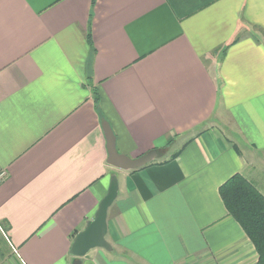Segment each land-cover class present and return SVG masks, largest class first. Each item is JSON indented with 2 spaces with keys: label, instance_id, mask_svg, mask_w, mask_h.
Segmentation results:
<instances>
[{
  "label": "crops",
  "instance_id": "1",
  "mask_svg": "<svg viewBox=\"0 0 264 264\" xmlns=\"http://www.w3.org/2000/svg\"><path fill=\"white\" fill-rule=\"evenodd\" d=\"M103 121L118 152L163 154L109 165ZM261 160L264 0H0V253L14 264H73L113 173L110 250L81 264H256L218 188L241 173L264 196Z\"/></svg>",
  "mask_w": 264,
  "mask_h": 264
},
{
  "label": "water",
  "instance_id": "2",
  "mask_svg": "<svg viewBox=\"0 0 264 264\" xmlns=\"http://www.w3.org/2000/svg\"><path fill=\"white\" fill-rule=\"evenodd\" d=\"M102 129L106 140L107 163L117 169L135 170L160 156L157 150H151L137 157H129L117 151L115 145V135L107 121L102 122ZM117 176L113 173L107 193L99 202L97 210L92 220H88L85 227L77 232L71 242L69 254L76 259L73 264H81V257L90 249L103 248L110 250V245L105 239L107 231V210L117 195Z\"/></svg>",
  "mask_w": 264,
  "mask_h": 264
},
{
  "label": "trees",
  "instance_id": "3",
  "mask_svg": "<svg viewBox=\"0 0 264 264\" xmlns=\"http://www.w3.org/2000/svg\"><path fill=\"white\" fill-rule=\"evenodd\" d=\"M159 152L163 154L164 151ZM218 192L229 215L253 244L257 253L256 264H264V196L241 173L230 176L219 186Z\"/></svg>",
  "mask_w": 264,
  "mask_h": 264
},
{
  "label": "rangeland",
  "instance_id": "4",
  "mask_svg": "<svg viewBox=\"0 0 264 264\" xmlns=\"http://www.w3.org/2000/svg\"><path fill=\"white\" fill-rule=\"evenodd\" d=\"M259 162H261L260 163L261 165L259 164L257 167H255V171H256V174L257 175H259V176L262 177L261 179H262V183H263L264 182V163H263L262 160L259 161ZM255 182L258 185L257 181H255ZM258 186H259V188H262V190L264 192V189H263L264 187H262V185H261V187H260V185H258ZM2 250H4V248H3V245L0 244V251H2ZM0 255H1L0 257L3 258V260L0 261V264H14L13 261L9 260L8 256H6V254L5 255L4 254L2 255V253H0Z\"/></svg>",
  "mask_w": 264,
  "mask_h": 264
}]
</instances>
